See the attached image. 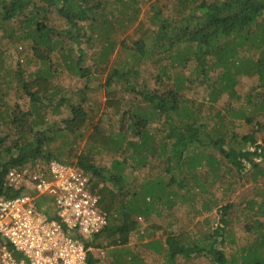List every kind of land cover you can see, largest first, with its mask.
<instances>
[{
  "label": "rangeland",
  "instance_id": "1",
  "mask_svg": "<svg viewBox=\"0 0 264 264\" xmlns=\"http://www.w3.org/2000/svg\"><path fill=\"white\" fill-rule=\"evenodd\" d=\"M214 1L195 0L192 4L189 2L186 4V9H183L184 15L182 16L172 9L176 0H158L157 4L162 10L160 19H167L172 24H180L185 30H191L194 25L204 24L206 18V9L197 7V5L203 2L209 4ZM152 2L154 0H140L137 6L133 5L140 9L136 14L135 21L133 20L128 27H125L124 23L110 36L114 42V48L109 52L108 63L102 64L101 71L93 70L85 76L79 75L75 68L84 71L90 67L92 70L93 61L99 60L98 52L103 39H105L104 35L101 37L98 35L97 26L101 18L97 17L96 26L92 29L90 28V23H92L90 13L84 15L89 16L86 20H81L83 13L78 14L75 20L78 29L72 27L71 32L75 35L78 30L79 36L83 37L73 41L69 39L70 34L61 31L70 28V26L64 22L53 6H47L40 0L39 5L48 11H46V19L49 21L46 23L51 21L60 29L61 34L58 37L61 49L59 48V52L58 50L53 51L49 56L50 61L44 65L32 58L30 41L27 39L22 42L21 39L20 41L14 40L15 37L21 36L26 11L24 14L16 13L4 20L0 16V113L2 112L0 136L6 138L9 146L18 140L20 134H24V136L27 134V137L31 138L34 132L44 131L47 136H53L54 140L48 145V148L53 153H56V149H60L63 152L61 160L75 163L79 157L85 156L94 166L101 169L100 173L105 178L103 181L107 187L122 195L128 193L124 196L125 199L119 202L120 205L128 199L131 200L134 193L142 195L146 188V182L150 180L168 182L175 174L176 179L172 181L169 188L171 206L168 207L166 199L159 195L161 190L157 191L155 196H159L160 201L156 202V197H154L155 201L149 212L148 222H145L142 216L133 215L134 217L131 219L133 226L127 244L121 245L115 239L110 241L111 244L103 234L101 235L99 247L102 248L103 257L99 260V251L94 249L92 252L97 260L96 264H124L121 261H123L122 258H125L124 254L127 251L139 256L142 264H215L211 252L206 251L207 249L192 253L190 256L178 255L169 261L165 239L171 234L186 231L190 234V244L206 246L212 240L209 234L220 224L222 218L226 221L225 230L222 235L215 236L217 238L215 248L224 251L227 257L235 253L240 263V249L254 243V221L258 219L264 221V209L259 208L260 204H263L264 207V170L258 172L257 177H254V168L251 167L247 159L231 155L227 160L219 151L210 146L200 149L204 153L216 155L218 170L215 172L204 160L198 165L196 160L192 162L197 166H192L188 162L178 166L174 162L166 161L165 153L160 154L162 156L160 162L157 161V157L148 155L147 162L142 166L137 163L136 157H129L131 150L121 149V152L117 153L97 148L86 141V137L94 127L114 134V131L119 129V118L116 115L109 119L99 117L105 100L104 83L110 70L119 68L126 71L134 68L129 78L133 89L129 90L123 86V80L115 81L112 85L119 90V98L123 99L124 110L140 108L145 111L149 105L140 93L143 87L151 91L162 92L164 88L174 86L172 76L170 79H165L161 86L156 82L155 76L158 68L161 66L160 64H165L172 72L170 74L180 71L181 77L186 80V89L182 91L184 97L197 99L203 103V114L198 115L197 119L203 122L204 130L208 133L202 134L206 143L212 138V130L218 128L221 132L225 131V135H227L226 149L233 147L236 150H254V144H244L243 137L251 134L254 138V128L256 127L254 116L259 119L260 124L264 123V108L261 107V102L264 100V87L263 81L254 71L247 69L250 62L254 61L258 55L256 51L254 52V45L251 47L250 35L245 39L246 32H244L242 40H239L237 35H231L221 40L222 44L229 43L236 46L242 69L235 77L233 93L224 92L216 100H212L211 90L206 86L209 84L201 82L207 78L213 84L220 82L218 78L222 73V67L213 64L215 57L209 56V62L205 63L206 79L201 74L197 79H194L192 71L197 70L194 60L186 62L185 66L177 67L170 65L173 55L170 59H160L156 65L152 63L151 59L134 60L135 50L129 49V46L138 39V35L134 34L135 26L139 22H144L149 24L154 32L158 29L157 24L151 22L153 10L150 6ZM115 6L117 10L123 11L120 3H116ZM129 11L133 12L132 9ZM125 17V13L121 15V18ZM252 30H254V26ZM170 32L172 35L174 34L173 31ZM178 34L177 31L175 35ZM145 40L147 50L151 51L154 45L153 34ZM183 42L184 40L177 43L180 44L177 51L183 49ZM240 42L243 45H240ZM163 50L164 48L160 47L159 51ZM160 55L156 54L154 58H160ZM44 68L49 70L48 76L52 83L50 92L37 101V111L33 112V115L31 113L27 119L24 118L23 124L19 126L11 124L9 118L6 117L10 110L19 116L20 112L30 110L33 105L22 90V81L18 79L27 80L35 72ZM14 71L18 74L16 75ZM78 104L84 108L92 104L97 113L92 124L87 122L79 130L78 133L81 135L67 132L63 123V120L71 117L72 107ZM144 113L149 114V112ZM219 119L225 122L224 127L216 126L215 122ZM186 122H190V118L181 111L170 113V120L167 122L164 121V117L161 118L156 114L155 118L150 120L148 128L154 133L156 146L160 148L162 142H165L166 150H168L170 142L166 134L170 124L181 125ZM127 126L126 124L124 128ZM130 132L128 131L127 140L133 138ZM233 135L235 136L232 138ZM256 136L257 139L264 138V127L257 131ZM193 150L195 149H191V152ZM233 158L242 162L240 169L232 164ZM114 162H119L120 166H113ZM110 171L120 173L124 180L122 186L116 185L109 178ZM117 173H114L115 176L118 175ZM136 201L141 202V197H138ZM119 212L120 210L112 212L111 222L113 224L120 223L121 213ZM109 237L115 238V234L110 233ZM151 244L154 246L159 244L160 250Z\"/></svg>",
  "mask_w": 264,
  "mask_h": 264
},
{
  "label": "trees",
  "instance_id": "2",
  "mask_svg": "<svg viewBox=\"0 0 264 264\" xmlns=\"http://www.w3.org/2000/svg\"><path fill=\"white\" fill-rule=\"evenodd\" d=\"M39 1L40 0H0V16H2L4 20L6 17L16 13L21 15L26 11L21 36L15 37L14 40L20 41L21 39L22 42L27 39V41H30L32 58L46 65L50 61L49 56H51L52 52L56 50L59 52V48L61 49L58 41V37L61 34L59 32L60 29L52 24L51 21L46 23L49 21L46 19L47 9H43L39 5ZM41 1L47 4V6H53L64 22L70 26V28H65L61 31L70 34L69 39L73 41L83 37L79 36L78 30L75 35L71 32L72 27L78 29L77 23L75 22L78 14L81 15L83 13V19L81 20H86L89 16L84 15L90 13L92 16L90 28L92 29L96 26L97 17L101 18L97 26L98 35L100 37L104 35L105 39H103V43L100 45L98 52L99 60H96V62L93 61L94 66L92 70L90 67L84 71L80 70V68H75L76 72L81 76H85V74L93 70L101 71L100 68L102 64L106 65L108 63L109 52L114 48V42L111 40L110 36L117 31V28L123 26L124 23L125 27H128L133 20L135 21L136 14L140 10L133 6H137L140 0ZM157 1L158 0H154L150 8L153 10L151 22L156 23L158 29L154 32L149 24L144 22H139L137 26H135L134 34L138 35V39L133 41L132 45L129 46V49L133 48L131 50H135L134 60L151 59L152 63L156 65L160 59H170L173 55L170 63L173 67L179 65L185 66L186 62L194 60L197 64V70L194 69L192 71L194 79H197L200 74L206 79L207 72L205 70V63L209 62V56H213L215 57V62L213 64L217 67H222V73L218 78L220 82L218 84H213L209 82L207 78L201 83L206 82L209 84L206 86L211 90V99L216 100V98L224 92L233 93V87L236 83L235 77L242 69L236 46L229 43V45L227 43L222 44L221 40L231 35H237L240 38L239 40H242L241 38L244 32H246L244 38L246 39L247 36L250 35L251 47L254 45V52L256 51L258 53L254 61L250 62L247 69L254 71L258 78L263 81L262 85L264 87V0H215L213 3L209 4L203 2L197 5V7H204L206 9L205 22L201 24V26L194 25L191 30H185L180 24H172L168 22L167 19H160L162 10L158 7ZM194 1L195 0H176V4L172 6V9H175V11L182 16L184 15L183 9H186V4L189 2L192 4ZM116 3H120L123 11L117 10L115 6ZM129 9H132L133 12L130 13ZM124 13L126 17L121 18V15ZM182 19H184V17H182ZM253 26L254 30H252ZM170 31H173L174 34L172 35ZM177 31L179 34L175 35ZM152 34L154 45L151 51H148L145 46V39ZM183 40V49L177 51L176 49H178L180 45L177 43ZM239 44L243 45L242 42ZM160 47L164 48L162 52L159 51ZM156 54H161L160 58H154ZM160 65L157 75L155 76L156 82L161 86L165 79H170L172 76L174 86L164 88L162 92H157L156 90L151 91L143 87L140 93L149 105L148 109L145 111H142V109L140 110V108H127L124 110L123 99L119 98V90L112 85L115 81L121 82L123 80V86H126L129 90L133 89V85L129 83V78L134 68H130L126 71L120 70L119 68L110 70L104 83L105 100L99 112V117L109 119L116 115L119 118V129L118 131H114L115 135L113 132L106 133L94 127L90 130L86 137V141L97 148L117 153L121 152V149L124 151L131 150L132 152L129 154V157H136L137 163L142 166L147 162L148 155L157 157V161L160 162L162 161L160 159L162 157L160 154L165 153L164 159L168 162H174L178 166L186 162L192 166H197L204 160L215 172L218 170L216 155L204 153L200 149L210 146L214 150L219 151L227 160L231 155L247 159L251 167L254 168V177H257L258 172L264 170V138L257 139L256 134L258 130L264 127V123L260 124L259 119L254 116V124L256 125L254 128V138L251 134L243 137L244 144H254L253 151H244L243 149L236 150L233 147L226 149L225 141L227 135H225V131L221 132L218 128L212 130V138L206 143L202 134L208 133L204 130L203 122L197 119L198 115L200 116L203 114V103L197 99L184 97L182 91L186 89V80L184 77H181L180 71H175L173 72L174 74H170L172 72L168 70L165 64ZM48 72L49 70H45L44 68L43 70L35 72V74L31 76L32 78L30 77L27 80L18 79L22 81V90L30 98L33 105L30 110L20 112L19 116L10 110L9 114H6V117L9 118L11 124L19 126L23 124L22 120H24V118L27 119L31 113L33 115V112L37 111V101L44 98L43 96L48 94L50 92V87H52ZM14 73L16 75L18 74V72L16 73L15 71ZM198 83L200 84L199 81ZM261 107L264 108V100L261 102ZM179 111L188 116L190 122L181 125L170 124L166 134L170 142V148L166 150L167 146H165V142H162L159 148L155 144L156 140L154 133L148 128L150 120L154 119L156 114H158L159 117H164V121L167 122L170 120V113ZM144 112H149V114H145ZM1 114L2 112L0 116ZM96 117L97 113L92 104L85 108L78 104L72 107L71 117L63 120V123L65 124L67 132L81 135L78 133L79 130L84 127L87 122L92 124ZM126 124L128 126L124 128ZM215 124L216 126L224 127L225 122L219 119ZM128 131H131L130 133L133 137L130 140H127L129 135ZM234 136L235 135H233L232 138ZM53 140V136H47L46 132L38 131L34 132L31 138H28L27 134L26 136L20 134L18 140L9 146L7 145L6 138L0 136V195L2 197H13L19 193L17 190L4 187V173L8 168L25 166L28 163H33L38 158H42L45 161L52 159L61 160L63 152L60 149H56V153H53L48 148V145ZM191 149L195 150L191 152ZM195 160L197 161V165L192 163ZM61 161L66 162L64 160ZM76 163L85 171L89 172V180L92 184V189H95L99 194L100 207L108 213L110 220L109 225L105 227L100 235L98 237L96 236L92 239V242H90L94 248L100 246L99 239L102 234L109 242L115 239L121 245L127 244L133 226V221L131 219L135 215H138L142 216L145 222H148L149 212L153 208L152 206L155 201L154 197H156L155 194L157 191L161 190L159 195L166 199L168 207L171 206L169 200L171 192L169 188L172 181L176 179L175 174L172 175L168 182H163L161 180H150L146 182V188L142 195L139 196V194L134 193V197L131 200L128 199L120 205L119 202L125 199L124 196L127 192L122 195L120 192H116L107 187L103 181L105 178L101 176V169L94 166L85 156L79 157ZM232 164L235 165L237 169H240L242 166V162L235 158H233ZM112 165L119 167L120 163L114 162ZM114 173L116 174L117 172L110 171L109 178L113 180L116 185L122 186L124 180L120 176V173H117V176H115ZM138 197H141V202L136 201ZM159 199V196H157L156 202L160 201ZM259 208L264 209L263 204H260ZM117 210H120L119 213H121V216L120 223L116 225L111 222V216L112 212ZM134 221L136 222L135 219ZM225 224L226 221L222 218L220 224L209 234L212 240L208 242L206 246L190 244V234L186 231L167 236L165 243L169 261H172V259L176 258L178 255L190 256L192 253L207 249L206 251L211 252L215 264H238V257L235 253L227 257L224 251L216 250L215 248L217 244V238L215 236L222 235L225 230ZM110 233L115 234V238H110ZM254 235V243L240 249L239 258L241 262L239 264H264V221L259 219L254 221ZM154 245L152 246L160 250L159 244H156V246ZM237 251L238 249L236 252ZM120 255L121 254H119V256ZM121 256L123 257V255ZM124 257L125 258H122L123 261H121L124 264H142L139 256L129 251L125 252ZM88 260V264H95L97 261L91 252H88Z\"/></svg>",
  "mask_w": 264,
  "mask_h": 264
},
{
  "label": "built area",
  "instance_id": "3",
  "mask_svg": "<svg viewBox=\"0 0 264 264\" xmlns=\"http://www.w3.org/2000/svg\"><path fill=\"white\" fill-rule=\"evenodd\" d=\"M89 178L56 159L8 168L4 187L19 193L0 195V264H88L94 249L100 260L90 242L110 220Z\"/></svg>",
  "mask_w": 264,
  "mask_h": 264
}]
</instances>
